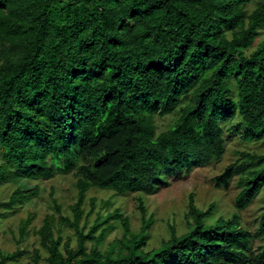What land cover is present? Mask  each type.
I'll use <instances>...</instances> for the list:
<instances>
[{
    "label": "trees",
    "instance_id": "trees-1",
    "mask_svg": "<svg viewBox=\"0 0 264 264\" xmlns=\"http://www.w3.org/2000/svg\"><path fill=\"white\" fill-rule=\"evenodd\" d=\"M263 27L264 0H0V185L16 184L0 199V218L38 194L28 180L77 169L73 216L52 201L78 244H62L47 214L37 232L48 264H264V208L252 231L238 211L226 218L213 202L199 207L192 191L189 229L171 224L150 249L152 217L134 232L116 209L86 231L84 213L93 185L154 193L220 160L224 123L237 114L245 140L264 138V39L254 46ZM172 112L159 129L157 115ZM235 176L241 210L264 193V151L239 150L215 185L227 188ZM111 217L125 226L126 251L88 249V239L106 237ZM31 220H22V237ZM21 254L1 251L0 264ZM41 258L35 252V264Z\"/></svg>",
    "mask_w": 264,
    "mask_h": 264
},
{
    "label": "rangeland",
    "instance_id": "rangeland-1",
    "mask_svg": "<svg viewBox=\"0 0 264 264\" xmlns=\"http://www.w3.org/2000/svg\"><path fill=\"white\" fill-rule=\"evenodd\" d=\"M254 3L249 4L252 9ZM264 39V27L261 28L260 34L256 38L254 46ZM1 48V45H0ZM2 51L0 52V54ZM177 114L167 113L157 115L156 122L159 129L169 127ZM225 135L227 138V147L220 160L213 161L207 165L196 166L190 173L180 177H171L170 184L161 185L158 191L146 193L141 190L129 191L124 194L118 193L111 188H102L96 185L90 187L88 198L85 203V215H87L86 228L97 220L119 209L123 215L129 216L131 230L139 232L142 228L144 219L153 218V224L148 229V240L146 248L159 247L164 239L170 236V225L177 227L179 234L189 229L186 220V212L189 209V194L194 192L195 201L201 208L208 207L214 203V213L216 216L231 217L234 212L238 211L243 223L254 231L259 223L260 214L264 208V193L260 194L251 204L238 210L235 206V196L240 187L238 185V176H235L230 186L217 187L214 176L220 173L224 167L236 160L239 150H250L263 152L264 138L258 140H245L243 136L244 123L240 115H236L228 122L224 123ZM233 128V129H230ZM78 171L73 170L68 173H56L49 178H32L27 184L33 186L38 184L39 191L30 201L23 204L19 211L6 218H0V252L21 250V255L13 264H35V252H40L42 258L40 264H48L45 260L47 255L46 249L41 244L40 235L37 230L43 223L47 214L55 215L54 233L62 237V244L69 243L70 247H76L78 236L75 229L58 220L60 212L57 211L52 198L55 197L61 205V213L73 216L71 205L75 202L78 179ZM16 184L5 182L0 185V199L7 198ZM53 192V194H52ZM96 198V206L91 208L90 198ZM108 201H110L108 203ZM142 201L145 211L142 210L140 202ZM31 217V223L27 226L28 233L22 237L20 227L22 220ZM85 219L82 220V223ZM84 224V223H83ZM106 237L97 242L96 239L86 241L88 249L96 246L105 249H114L115 251L125 252L126 238L124 233L125 226L121 218H108L102 226H109ZM99 233V230L95 232ZM261 239L255 238L253 245L258 246Z\"/></svg>",
    "mask_w": 264,
    "mask_h": 264
}]
</instances>
